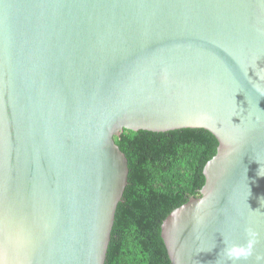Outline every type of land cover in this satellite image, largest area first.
Instances as JSON below:
<instances>
[{"label":"water","instance_id":"95a60500","mask_svg":"<svg viewBox=\"0 0 264 264\" xmlns=\"http://www.w3.org/2000/svg\"><path fill=\"white\" fill-rule=\"evenodd\" d=\"M204 128L172 264H264V0H0V264H104L123 129Z\"/></svg>","mask_w":264,"mask_h":264},{"label":"trees","instance_id":"16d2710c","mask_svg":"<svg viewBox=\"0 0 264 264\" xmlns=\"http://www.w3.org/2000/svg\"><path fill=\"white\" fill-rule=\"evenodd\" d=\"M114 140L128 160L104 264H172L161 237L168 213L200 194L203 166L216 152L204 128L123 129Z\"/></svg>","mask_w":264,"mask_h":264},{"label":"clouds","instance_id":"9594fccd","mask_svg":"<svg viewBox=\"0 0 264 264\" xmlns=\"http://www.w3.org/2000/svg\"><path fill=\"white\" fill-rule=\"evenodd\" d=\"M248 239L246 244L237 245L233 244L225 248V255L229 261L235 264L239 260H248L254 252V245L257 243L258 234L251 228L246 230ZM264 259L261 255H256V260Z\"/></svg>","mask_w":264,"mask_h":264}]
</instances>
